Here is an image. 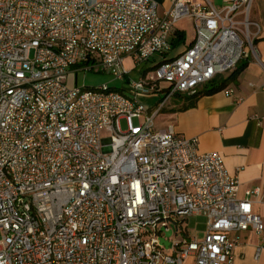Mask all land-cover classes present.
Here are the masks:
<instances>
[{"label":"built area","instance_id":"obj_1","mask_svg":"<svg viewBox=\"0 0 264 264\" xmlns=\"http://www.w3.org/2000/svg\"><path fill=\"white\" fill-rule=\"evenodd\" d=\"M252 2L173 0L161 14L156 0H0V264H232L229 234L249 229L260 256L264 183L239 198L218 152L154 127L175 94L253 51ZM184 17L194 40L169 58ZM70 71L123 87H69ZM143 95L158 96L153 108ZM191 215L206 218L201 239L177 219Z\"/></svg>","mask_w":264,"mask_h":264},{"label":"crops","instance_id":"obj_2","mask_svg":"<svg viewBox=\"0 0 264 264\" xmlns=\"http://www.w3.org/2000/svg\"><path fill=\"white\" fill-rule=\"evenodd\" d=\"M192 1L220 9L231 0ZM156 2L162 14L171 8L173 0ZM248 18L252 22L249 31L253 51L248 48L246 56L229 71L242 67L235 82L220 91L198 97L193 105L188 104L185 93L175 94L155 116L162 113V125L157 127L154 118L156 129L166 130L171 126L178 134L197 138L199 152H218L227 172L239 181V198L245 196L247 189L264 183V0H253ZM238 19L241 20L242 16L239 15ZM185 21L193 26L190 39L183 25ZM178 34H182L184 40L174 45ZM194 36V20L191 17L180 19L173 26L171 50L167 56L171 58L184 52ZM125 63L130 69L133 68V57H127ZM132 73L137 76L135 71ZM226 90H231V94L226 95ZM157 99L156 95L139 97L140 103L148 108H153ZM258 119L260 124H257ZM253 210L264 216L261 205H253ZM229 235L239 239L232 251V264H264V250L257 259L254 257L256 247L262 243L257 233L249 229Z\"/></svg>","mask_w":264,"mask_h":264},{"label":"rangeland","instance_id":"obj_3","mask_svg":"<svg viewBox=\"0 0 264 264\" xmlns=\"http://www.w3.org/2000/svg\"><path fill=\"white\" fill-rule=\"evenodd\" d=\"M183 25L187 32V38L189 37L190 39L193 33V29H192L193 26L192 24H190L189 21L183 22ZM130 77L132 78L136 77L135 73L134 74L130 73ZM66 84L69 87L78 86V87H87V88L97 87L101 84H107L111 88L117 90L122 89L123 87V82L121 80L113 79V77L110 74H106L102 72L97 73L94 71H90V72L78 71L77 73L70 71L69 74L67 75ZM134 123L137 124L136 119H134ZM162 123H163V117H162V113H160L155 118V124L157 127H159L160 125H162ZM121 126L122 128H124L125 126L124 121L121 122ZM100 133H101V137H107L109 135V131L106 128H103ZM177 219L183 221V227L187 228L189 236H195L198 239H201L203 237L205 231V225H206L205 224L206 218L204 216L202 215H191L187 217L179 216ZM171 226L174 228L173 225ZM1 237H2V232L0 231V239ZM181 237H182L181 235L176 236L175 234H173L171 236V240L172 241L178 240ZM190 261H191V257L188 260H186L185 264H189Z\"/></svg>","mask_w":264,"mask_h":264},{"label":"trees","instance_id":"obj_4","mask_svg":"<svg viewBox=\"0 0 264 264\" xmlns=\"http://www.w3.org/2000/svg\"><path fill=\"white\" fill-rule=\"evenodd\" d=\"M184 40L182 34L177 35V39L174 45H177L179 42ZM242 67H237L234 71L227 72L225 74H220L214 77L212 80L198 86L197 88L185 93V97L188 100L189 105H193L194 101L202 96L215 93L224 89L228 84L235 82L236 77Z\"/></svg>","mask_w":264,"mask_h":264},{"label":"water","instance_id":"obj_5","mask_svg":"<svg viewBox=\"0 0 264 264\" xmlns=\"http://www.w3.org/2000/svg\"><path fill=\"white\" fill-rule=\"evenodd\" d=\"M170 232H167L166 235L169 236ZM161 241L165 244V246H167L168 242L164 239H161Z\"/></svg>","mask_w":264,"mask_h":264}]
</instances>
